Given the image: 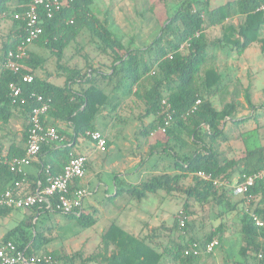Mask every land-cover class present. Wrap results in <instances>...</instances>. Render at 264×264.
Masks as SVG:
<instances>
[{"label":"trees","instance_id":"16d2710c","mask_svg":"<svg viewBox=\"0 0 264 264\" xmlns=\"http://www.w3.org/2000/svg\"><path fill=\"white\" fill-rule=\"evenodd\" d=\"M30 1L0 0V13L8 12L7 16L12 17L13 28L12 35L2 44V55L9 49H14L24 37L22 22L14 19L13 14L23 11ZM92 3L93 0H67L51 18L44 17L41 12L42 34L32 44L49 50L54 58L56 72L65 77L64 82L61 85L51 83L47 80L50 76L47 73L38 76L36 71L43 68L47 57L28 50V57L21 61L22 68L18 72L9 69L0 71V122L8 123L15 110H19L28 119L31 108L36 105L30 94L36 92L50 103L48 115L53 119L69 122L75 136L87 137L86 131L95 130L92 123L94 116L107 102L108 96L101 85L106 80L113 82V88L122 95L134 94L144 102L143 112L137 118L141 121L143 117L151 116L148 124L142 125L140 129L143 135H148L163 124L161 101L167 99L174 111L165 132H158L162 134L163 141H157L159 146L156 150L171 158L170 168L175 171L152 174L134 185L125 184L123 191L136 201L159 190L167 194L182 192L185 195L182 202L184 223L179 228L183 233H178L181 240L184 239V232L194 225L187 220L193 214L191 207L204 208L214 204L221 206L222 212H225L235 210L237 205L248 200V208L240 215L243 244L238 253L245 260L253 259L254 264H264V225L257 226L251 215L264 221V181L256 180L247 192L238 196L240 199L237 202H230L233 195L230 184L235 181L233 177L264 168V143L260 141V135L255 130L237 132L240 125L257 116L235 117V101L216 107L212 97L217 93L221 97L225 86L216 70L207 66L213 51L221 49L240 55L253 43L258 45L264 57V11L258 9L264 4V0H224L220 3H213V0H181L173 12L161 20L159 30L151 41L134 47L126 46L112 32L108 19L100 18L92 11ZM236 16L238 22L234 23L231 19ZM211 26L219 28L218 36H209L207 29ZM82 31H86L92 39L95 53L110 57L107 71L102 70L99 65L94 66L90 60L84 64L85 71L63 62L65 47L75 41ZM26 73L32 75V82L21 81L22 74ZM10 82L21 86L22 95L26 98L23 104L12 103L8 88ZM77 82L81 83L79 89L73 87ZM237 92L238 88L234 87L231 95ZM243 95L245 102L253 110L248 87ZM197 99H200V103L191 111ZM26 129L27 122L23 134L25 141ZM59 134L63 136L61 132ZM234 139H241L245 149L240 157H227L222 145ZM46 146L47 144L42 145L38 154ZM6 151L8 156H21L25 147L20 150L12 143ZM63 151L66 164L73 153H69L68 147ZM46 166L48 165L43 163L41 184L44 183ZM50 172L53 173L51 170ZM199 172L210 178H203ZM189 175L192 177L191 184L181 186L180 180ZM21 178L20 174L10 171L6 165H0V193ZM213 180L222 183L215 186ZM24 181L23 178L20 182V194L23 192L21 189ZM32 185L30 192L37 187L36 184ZM71 187L75 188L73 184ZM28 209L32 214L10 228L3 240L13 241L26 258L32 255L49 258L47 262L41 259L39 264H159L165 254L172 262L194 264L205 253L201 252L198 256L183 255L184 249L190 246L203 249L213 238H217L219 247L223 236L222 224L202 235L189 230L187 234H190L183 243L179 241L178 244L158 251L146 239L113 222L100 235L97 251L88 256H84L81 250L66 254L58 249L38 254L50 241L37 226L39 218L44 213L60 212L48 210L43 204L33 205ZM12 210L15 209L0 206V215H6ZM61 214L74 220L82 228L91 227L96 221L92 215L84 214L82 210L79 214ZM174 224H178L177 218L174 219Z\"/></svg>","mask_w":264,"mask_h":264},{"label":"rangeland","instance_id":"374dc122","mask_svg":"<svg viewBox=\"0 0 264 264\" xmlns=\"http://www.w3.org/2000/svg\"><path fill=\"white\" fill-rule=\"evenodd\" d=\"M181 0H93L91 5L92 11L100 18L106 17L110 24L112 32L117 35L126 46H142L151 41L156 32L159 30V23L167 15L171 14ZM224 0H213V3L223 2ZM10 18V17H9ZM12 18V17H11ZM10 18V19H11ZM211 33V34H210ZM208 33L209 36L220 34L217 29L214 32ZM89 34L82 31L75 41L67 45L65 50V57L63 62L72 67L82 68L86 70L84 64L90 60L94 66H100L102 70L109 69L110 57L106 54H97L93 51V42ZM258 48V45H254ZM37 53L47 57V61L41 70H37L39 75L50 74L55 72L53 57H51L49 50L45 47H37ZM89 63V62H87ZM232 72L234 75L240 74L237 77V82L244 84H252L257 80V71L250 66L246 70L241 71L239 61H233ZM264 65V63H263ZM209 66V63H207ZM263 76V75H261ZM51 77V76H50ZM264 77V76H263ZM261 82V81H260ZM258 81V83H260ZM242 83V84H243ZM104 82L101 83V85ZM107 82L106 85H110ZM262 87L264 84H261ZM103 86V85H102ZM256 88L258 91H252V98L254 109L245 104L242 90H238L235 95H226L222 97H212V101L216 107L222 106L225 102L235 101L236 111L235 117H242L248 115H256L254 122L245 123L239 126L237 132H250L255 130L260 135V141L264 143V91ZM239 86L235 87L238 88ZM251 94V93H250ZM258 101H254L255 97ZM254 98V99H253ZM16 114V111H14ZM14 114V115H15ZM140 114V113H139ZM137 114V115H139ZM22 119L20 117H13L8 123L0 122V152H5L6 144L19 137L22 132ZM162 133V132H160ZM237 134V133H236ZM250 134V133H249ZM154 138L162 141V134H153ZM223 150L229 157H240L245 149L244 143L241 139L227 142L222 145ZM171 158L168 155H163L158 160L159 167L155 172L146 176L148 179L152 174L172 173L175 169L170 168ZM191 176L180 180V185L186 187L191 184ZM184 194L179 191H173L170 194L159 190L157 193H150L147 199L138 200L136 203V210L129 215V218L123 222V228L126 231L146 239L150 246L158 251L164 248H169L174 244L183 243L187 236L194 232L198 235L209 233L215 230L218 225L222 224V240L220 246L212 254H201L200 257L194 261V264H254V260L247 258L245 260L240 255L239 248L243 244L242 235L240 233V215L249 206V201L237 205L235 210L222 212L221 206L207 205L204 208L195 206L192 208L193 214L188 216L187 220L194 224L193 228L184 232V239L178 238L179 228L182 226L174 224V219L177 218L180 211H182V202ZM239 195L231 196V203L237 202L240 199ZM136 202V201H135ZM140 210V211H139ZM14 214L6 221L5 228L9 229L16 225L21 219H25L30 214L28 208L15 209ZM148 213V214H147ZM150 215V216H148ZM105 223V222H104ZM104 223L100 221L99 228L90 227L83 229L76 224L74 220H70L61 213H44L38 220V228L45 232V236L50 238L49 243L38 251V254H43L45 251L62 250L66 254H73L81 250L84 256H88L98 249L99 230L104 227ZM99 229V230H98ZM180 241V242H179ZM77 264V263H76ZM89 264V263H88ZM98 264V263H90ZM159 264H181L172 262L170 257L165 254L162 256Z\"/></svg>","mask_w":264,"mask_h":264},{"label":"crops","instance_id":"0c3cea01","mask_svg":"<svg viewBox=\"0 0 264 264\" xmlns=\"http://www.w3.org/2000/svg\"><path fill=\"white\" fill-rule=\"evenodd\" d=\"M7 15V11L0 13V71L1 62L4 59L1 49L2 44L13 33L12 21ZM231 20L237 23L238 17L236 16ZM216 29L217 26H211L207 31L210 33L211 31L214 32ZM214 35L218 36L219 34ZM72 42L73 41L70 43ZM70 43L68 45H70ZM254 45L256 44H251L240 55L232 51L227 53L221 49L212 52L208 63L223 79L225 87L221 92V97L229 95L230 98L231 92L234 90V87L237 86H239L238 90H242L243 94L244 90L247 87L249 88V93H251L250 100L252 98V91H258L256 90V88L259 87L258 85L261 86L259 89L263 90L264 86L262 87L261 84H264V57L260 53L259 47L255 49ZM66 48L67 46L64 49V57ZM29 50L36 51V46L33 44L29 45ZM236 59L239 61L241 71H245L249 66L257 71V80L255 83L244 84L241 82L240 84V82H237L236 78L240 77V74H233L234 71L232 72L231 64L233 61H236ZM36 74L38 76H43L39 75L37 71ZM50 76L47 77V80L58 85L63 84L65 79L64 76L59 75L56 71L52 72ZM258 81L261 82L258 83ZM102 82H104L102 85L108 99L106 104L101 107V110L96 113L92 123L94 129L99 130L105 136L107 143L106 150L100 151L96 144L88 137L83 135L75 136L73 134V127L69 122L53 119L50 115L46 114L44 118L45 124L53 126L61 132L65 141L47 144L40 154L32 158L31 163L25 168V176L23 177L25 181L21 189V191H23L22 194L29 193L33 188L32 184L38 185L41 183L40 180L43 178V174L41 173L43 163L48 165L53 173H60L62 166L66 162V156L63 151L65 147L69 148V153L85 156L84 174L81 178L75 179L73 185L85 189V195L82 200V212L92 215L95 218L96 221L91 228H99L100 221L103 223L105 222L103 225L104 227H102L101 230L98 229L99 237L113 222L123 228V222L129 218L131 213H134V210L137 211L135 204L141 201L138 202L132 199L122 188L125 184L134 185L145 180L147 175L157 170L159 167L157 162L163 157V154L156 150L159 145L154 135H143L140 132L142 125L148 124L151 120V116L143 117L141 121L137 118V114L143 112L144 102L134 94L122 95L121 92L113 88V82H111L110 85H106V80ZM73 87L79 89L81 83L77 82ZM217 94L218 95L215 96L213 95V97H219L220 93ZM254 97V101H258V97H256V95H254ZM252 101L253 100H251V103L253 104ZM245 104L248 105L246 102ZM15 111L16 114L14 112L11 119L14 116H18L22 119V132L17 134L19 137H17L16 140H12L6 144V150L12 143L20 150L25 147V138L23 134L27 119L19 110ZM249 122L255 123L253 119H249L245 123ZM6 150L4 153L7 152ZM16 151L18 152L19 150ZM236 178L237 175L233 177V180ZM149 194L143 199H147ZM14 212L15 211L12 210L6 215H0V241L3 240L4 234L10 229H6L5 225L7 219L11 217ZM87 228L90 227H86L85 229ZM123 229L125 230V228Z\"/></svg>","mask_w":264,"mask_h":264},{"label":"built area","instance_id":"2783aa9c","mask_svg":"<svg viewBox=\"0 0 264 264\" xmlns=\"http://www.w3.org/2000/svg\"><path fill=\"white\" fill-rule=\"evenodd\" d=\"M67 0H31L26 8L21 12H14L13 18L22 22L21 28L24 31V37L16 44L14 49H9L1 62V69H9L18 72L22 68L21 61L28 57L29 45L39 38L42 34V23L44 17L51 18L53 14L59 11ZM258 9L264 11V4ZM183 47V46H182ZM21 81L24 83L32 82L31 74H22ZM9 95L12 103L20 102L23 104L26 98L22 95V89L16 82H10L8 85ZM31 97L36 101L29 112L27 119L25 151L21 156H8L7 153L0 152V165H6L10 171L20 174L21 180H15L13 185L5 188L0 193V206L10 207L13 209H25L33 205H44L51 211L60 213L77 212L82 210V200L85 195V189L75 187L72 184L75 179L83 176L85 171V156L81 154H70L67 163L63 166L60 173H51L49 166L44 169V183H39L35 190L30 193H19L20 182L25 176V168L31 163L40 151L41 146L49 143H61L63 136L53 126L45 125L44 118L50 108V103L45 101L42 95L31 92ZM200 103V99L195 100L191 111ZM163 114V124L157 129L150 132L153 135L158 132H165L166 127L170 124L173 115V109L167 99L161 101ZM85 135L92 140L100 151L106 150V138L99 130L86 131ZM205 179L209 175L198 173ZM256 180L264 181V168L249 174H241L235 181L230 184L234 195H243ZM222 182L213 180L215 186L221 185ZM228 184V183H226ZM252 219L257 226H263L264 221L254 214ZM178 223L183 225L184 215L182 211L178 214ZM219 245L217 238L205 244L203 249L190 246L183 251V255L198 256L201 252L205 254L212 253ZM41 259L48 261V257H39L32 255L26 258L15 243L11 240L0 241V264H39Z\"/></svg>","mask_w":264,"mask_h":264}]
</instances>
